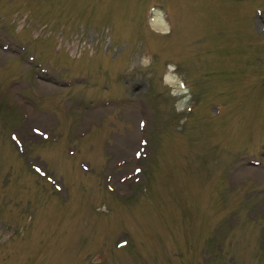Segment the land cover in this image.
<instances>
[{
    "label": "rangeland",
    "instance_id": "374dc122",
    "mask_svg": "<svg viewBox=\"0 0 264 264\" xmlns=\"http://www.w3.org/2000/svg\"><path fill=\"white\" fill-rule=\"evenodd\" d=\"M0 46V264H264V0H0Z\"/></svg>",
    "mask_w": 264,
    "mask_h": 264
},
{
    "label": "bare ground",
    "instance_id": "6f19581e",
    "mask_svg": "<svg viewBox=\"0 0 264 264\" xmlns=\"http://www.w3.org/2000/svg\"><path fill=\"white\" fill-rule=\"evenodd\" d=\"M156 23H157V22H156ZM161 27H162V26H161ZM161 27H160V28H161ZM167 77H168V76H166V78H167ZM31 113H32V112H31Z\"/></svg>",
    "mask_w": 264,
    "mask_h": 264
}]
</instances>
